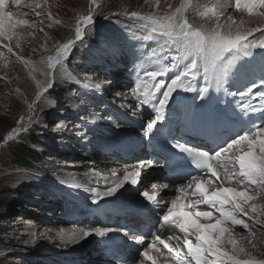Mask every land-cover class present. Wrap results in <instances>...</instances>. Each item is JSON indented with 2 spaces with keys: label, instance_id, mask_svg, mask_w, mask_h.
Masks as SVG:
<instances>
[{
  "label": "rangeland",
  "instance_id": "obj_1",
  "mask_svg": "<svg viewBox=\"0 0 264 264\" xmlns=\"http://www.w3.org/2000/svg\"><path fill=\"white\" fill-rule=\"evenodd\" d=\"M22 1L23 0H20L19 4L26 10L14 8L7 12L12 14L13 24L21 29L28 28V23H16L17 21L20 22L21 18L26 16L24 14H32V19L40 18L41 23H38L37 26H34L33 29L31 28L30 30H36L35 33L39 35L42 42L38 44V47L33 46L30 49L24 48L21 36L18 34L15 35L12 31L7 33L4 37H10L9 40L11 42L14 41V38L18 41L14 48L11 47L12 50L9 45H6L11 51L0 56V65L6 66L3 67V69L0 67V90H3L1 94V99L3 101H0V264H34L40 260L44 261V259H48L52 264H58L56 262L58 259H62L66 257L67 254H72L73 251L80 248L69 247V249H62L61 246H54L53 242L44 240L46 239L44 232L47 230L48 225L51 227L59 226L60 224H56L55 222L59 218H62L60 211L62 208L55 207L56 204L52 203L60 200L63 202L61 203L62 205H67L66 209L75 210V208H77V204L75 203L77 199H75L73 203H70L68 201L70 200L68 196L71 195V193L68 190H64V194L61 191L62 193H57V195H55L53 191L46 192V190L45 192L47 194L50 193L49 195L52 196V198L57 197V200H53L52 202L50 196L47 197V200H43L39 198L42 192H37V189L34 188L35 186L36 188H40L41 186L44 187L46 184L43 185L42 183L50 181L53 184L63 183L65 186L67 185L66 187L70 188L71 191H74V188L77 187V184L74 186L75 183L84 182V179L81 177L84 173L78 172L79 170L81 171V167L79 168V166L83 161L88 163L93 162V159L90 158L91 154L95 149H99V147L95 146L94 150L90 148L89 149L92 151L88 150L85 143H87V136L91 130L85 123H88V118L93 120L98 118L99 115H96L95 109H99V107H103L106 110L114 109V107L111 106V102L106 100L109 98V100L112 101L114 98L110 97L113 93L110 92V87L107 89L109 92H105L104 88H101V90L104 91L103 93H99L97 90L93 91L91 88L97 87L96 83L99 84L101 81L95 74L97 73L96 70L102 67V63L93 65V60L98 59L93 56L99 55L98 47L95 48L94 45L99 44V47H104L100 35H105L108 30L113 29V31H117L112 35L107 34L108 36H118L124 40H126L125 33L130 31V33L134 34L131 35L134 40L135 48L133 54L136 55V49H141V47L148 49L149 52L148 54L146 53L145 57L143 54L139 57V59L144 58L143 60L145 62L140 68L141 73L155 70H167L166 73L172 72L171 69L175 68L176 65L183 66V64L186 63V60L181 59L183 53L177 49L168 38L160 35L159 32L153 33L151 28L143 27L146 21L133 18L131 14L132 12H136L137 16L163 18L169 15L176 7H179L184 0H94V2L93 0H25L28 6L22 5ZM220 2L224 3L226 6L229 4L231 8H228L226 11L223 9L224 12L222 11L219 16L206 13V10L203 8L193 10L192 7H189L186 13L189 24L202 26L205 30L215 29L217 24H219L221 26V32L225 34L229 26H231L233 33H235L237 27L241 29H261V31H255L252 35L248 36L244 43H256L255 38L257 39L259 35H264V8L257 5V7L253 9V12L249 13L243 6L240 8L236 7L235 0H220ZM192 3L214 6L216 0H192ZM35 9H37L39 14L34 12ZM89 14L92 15L93 18V23L91 25L85 23V16ZM44 16H46L45 22L42 20ZM229 17H231V19H229ZM23 21L26 22V20ZM57 21H59V23ZM228 22H230V25L227 26ZM77 27L83 30L82 38L79 40L76 39L75 35ZM69 42H73L70 48V52L73 49V67L69 65L71 61L68 62L69 66L66 65L69 59L68 55L63 58H58V63H53L50 57L56 58L57 52L63 44ZM105 50L110 56L114 53L113 50L106 48ZM23 51L27 52V55H24V53H22ZM12 52H14V54ZM250 53L251 54L248 56L242 54L226 57V63L231 75L228 76L226 83L222 86L225 88L223 91L224 95L233 98L235 95L229 94L233 93L230 87L232 83L250 79L247 74L248 71H250L248 69L253 65L252 59L256 62L255 66L262 67L264 65V49L260 48L256 51L250 49ZM100 58H102V56H100ZM112 61L115 62V60ZM9 65L11 67L10 71H12L9 73L10 75L5 72L6 70L4 71V69L9 68ZM109 67H111V65H109ZM109 67H107V78L104 80L105 84L108 85L114 80V75L118 73L115 72V74H113ZM93 68L98 69L95 70ZM117 69H119V67ZM117 69L113 68V72ZM202 69L203 65L201 63L200 79H202L201 75H203ZM255 69L258 70V68ZM69 70L72 71V74ZM176 71H178L177 67ZM20 72H24L25 76L17 78ZM37 74L42 75V77L38 78L39 80L36 79ZM252 76L257 82L249 86V88L254 90L258 84H264V78H262L260 73L253 72ZM164 78L165 77H162L161 79L164 81ZM76 79H79L81 82ZM26 80L29 81L28 86L32 94H30L27 89H22L18 84L19 82L21 84L25 83L26 85ZM104 81L101 84H103ZM187 82L190 81H186V83ZM136 83L137 82H135V85ZM241 84L243 88L245 85L244 83ZM2 85L5 86L4 89ZM53 85H55V88L52 92L48 93V90ZM236 85L240 87V84L237 83ZM26 86L24 87L26 88ZM196 87H198V84L193 88ZM242 88H238L236 91L239 97L241 93L243 95L247 94V90L249 89L247 88L244 91L241 90ZM58 91L61 92V95H58L59 100L57 101L56 95L54 94ZM178 92L181 93L184 91L179 90ZM260 92L262 91L257 92L255 97H258ZM88 94L93 98L89 99ZM95 94L100 95V98L95 96ZM114 102L116 103V101ZM114 102L112 101L116 106ZM127 102L128 101H125L123 97H119V105H127ZM255 104L259 107L261 104H264V102L260 100V102H255ZM131 105L134 106V111L137 112L139 107L133 104ZM254 109H256V107H254ZM127 115V119L131 120V125H139V121L135 120V115L129 116V113H127ZM108 116L101 119L106 120ZM260 118H262V116H259V119ZM136 119L139 120L140 118ZM13 129H16V131H13ZM116 129L119 131L118 135L120 136H122L126 130L124 126ZM10 132L12 133L11 137L8 135ZM140 134L142 133L136 131L133 136L137 139H141L142 137ZM30 136L31 138H38L43 143L44 149L42 151L46 150V152H42L41 149H36L38 153H40L41 159L36 165V169H31L32 171L28 168V170H25L20 166H14L13 161H11L12 153H17L16 149L20 150L23 147L26 150H31L28 148L26 142L27 138ZM123 137L124 136H122L121 139H123ZM93 138L94 140H98L103 138V136L97 135L93 136ZM106 140L111 141V138L108 137ZM83 152L89 154V157L85 158ZM53 158H55V160H53ZM14 173H19L23 176L22 179L27 181L28 186L23 185L20 187L21 190L17 188L19 184H21V180H18L20 179L19 176H17L18 179L15 178L17 179L15 181L8 180L2 183L1 179L3 177ZM233 175L234 173H232V176L228 179L234 180ZM31 181L34 182L33 186H31ZM211 183L219 187L221 186V179H217L216 182L213 181ZM211 186V184L207 183V188ZM241 186L244 185L241 183ZM250 190L248 189V193L251 192L248 195L263 191ZM83 193L86 194V192ZM64 196L67 200L63 199ZM118 196V194H114L113 197H108V199L105 200L106 202L104 201L105 207H107L108 202L117 203L119 198L121 199V195ZM89 197V201L92 200L91 202H93L95 194L89 195ZM253 197V200L257 199L256 196ZM137 199V201H140V195ZM249 201H252V199ZM245 204L249 205L248 201ZM94 205L98 207V204L94 203ZM254 206L257 209L256 212L251 211L252 207L247 208L249 218L244 219V222L247 224H254L253 227H255V229L264 230V216L261 211L264 210V202H258ZM232 207H234L233 204ZM36 210H39L40 213H36ZM209 210H211L209 212L212 213L211 217L220 214L217 210ZM238 212L241 213V215H245L243 212ZM57 213L58 215H56ZM98 215L100 219L103 218L100 212ZM82 218L86 219L85 217ZM99 218L98 220H100ZM257 220H259L260 223H256ZM35 226L37 229H35ZM40 226L43 228L42 230ZM94 227L96 228L97 224L91 226L88 231H90V229H95ZM250 229L252 231V227H250ZM82 233L83 231L81 230V234ZM228 245V249H232V244L229 243L226 246L222 244L223 250L229 251L227 249ZM236 247L238 249L241 248L237 243ZM258 252L259 254L255 259L251 258L252 256L246 251H244L239 258L241 260H248L246 259V254H248L250 256L249 259H254L257 264H259L260 261H264V251L260 250ZM52 253L58 254L55 255Z\"/></svg>",
  "mask_w": 264,
  "mask_h": 264
},
{
  "label": "snow or ice",
  "instance_id": "obj_2",
  "mask_svg": "<svg viewBox=\"0 0 264 264\" xmlns=\"http://www.w3.org/2000/svg\"><path fill=\"white\" fill-rule=\"evenodd\" d=\"M17 3H19V0H17ZM257 5L264 8V0H235L236 7L240 8L243 6L249 13H252ZM225 6L220 0H216L214 6H209L208 4L200 5L199 3L193 4L192 0H184L179 7H176L169 15L163 18L137 16L136 12H132L133 18L146 21L143 27L151 28L153 33L159 32L160 35L168 38L183 53L181 59L186 60L183 66L176 65L178 71L170 79V83L165 84L163 80L157 79L165 75L167 70L147 71L144 74L143 80L138 79L135 90L142 97L139 102L145 105L150 104L155 112L154 119H151L145 127L146 134L151 135L156 126L165 119L169 101L177 90L198 92L199 98L204 100L209 95L210 90L219 92L224 83H226L228 76L231 75L226 63V57L240 54L248 56L251 54L250 49H264V38L259 39L258 43H244L248 36L252 35L255 31H261V29H241L237 27L235 33H233L231 26H229L225 34L221 32L219 24H217L215 29L205 30L202 26L189 24L186 18L189 7H192L193 10L203 8L206 10V13L219 16ZM4 9L5 0H0V37L6 35V28L11 29L14 26L12 14ZM57 22L59 23V21ZM16 23L19 22L17 21ZM85 23L89 25L93 23L92 15L85 16ZM82 31L80 27H77L75 33L77 40L82 38ZM72 43L63 44L57 52L56 58L50 57L53 63H58V58L69 55ZM201 63L203 65V85L193 88L191 82L186 83V81L196 80L200 76ZM247 92L251 93L252 88H249ZM229 94L236 95V93ZM241 95L243 94L241 93ZM259 99L264 101V92L259 93ZM240 110L241 112L255 111L264 113V104H261L256 109L251 108L249 104H244ZM13 131H16V129H13ZM8 135L11 137L12 133L10 132ZM240 146L243 147L241 148ZM180 147L184 151H194L198 156L199 166L213 176H216L217 179H219V175L213 167L214 161L219 160L222 155L228 153L234 147L239 148L242 154L235 157L238 168L234 167L231 170L226 168V173L231 171L239 182L244 183L246 186L255 185L257 188L264 190V120L259 124H253L249 130H245L230 138L226 142V146L222 145L214 151V155L212 154L213 152L190 149L187 145H180ZM113 176L115 177L116 174L113 173ZM139 177L140 173L138 171L132 173L126 172L122 179L116 178L115 182L103 193V196H113L124 187L125 182L137 185ZM193 184L195 185V194L201 198L196 203H203L216 208L222 218L218 219L215 224H200L198 218L211 217L212 213L198 211L193 215L181 210L189 207V205H179L176 202H172L171 206L167 207L159 228L170 233L166 237L167 240H171L176 236V230H179L183 234V242L187 248V252L183 255L179 251L175 253L178 264H257L254 259H239L244 249H238L235 240L227 241L232 244L230 252L222 248V244L225 242L223 239L224 234L229 231L224 226L225 224L231 222L235 225L243 224L245 228L248 227L247 223L235 215V212L240 211L247 215L248 212L242 205L254 197L249 196L246 191L237 192L230 188L209 193L205 190L204 182L198 175L189 180L188 187H191ZM152 187H155V185H152ZM163 187L167 188L168 185L165 184ZM180 191L183 193L184 188L181 187ZM94 192L93 203H97V198L101 194L96 190ZM142 194L149 201L158 203L155 196H149L147 192H143ZM228 203L234 205L233 209H226L225 205ZM256 210V207L252 206L251 211L256 212ZM261 211L264 214V210ZM256 223H260V221L257 220ZM109 231L112 230L95 228L83 232L82 235L91 236L94 232L97 236L105 237ZM192 235H195L197 241L195 244L190 238ZM176 239L179 240L180 237L176 236ZM156 240L164 244L169 251H173L166 241L161 240L160 236L157 235ZM143 255L147 259L152 260V264H156L155 259L149 256L148 252L145 251ZM259 264H264V261H260Z\"/></svg>",
  "mask_w": 264,
  "mask_h": 264
},
{
  "label": "bare ground",
  "instance_id": "obj_3",
  "mask_svg": "<svg viewBox=\"0 0 264 264\" xmlns=\"http://www.w3.org/2000/svg\"><path fill=\"white\" fill-rule=\"evenodd\" d=\"M37 3H39V2H37ZM27 4L28 3H26L25 0L22 1V5H27ZM14 8H22L23 10H26L23 6H20V4L17 3V0H5V9H4L5 11H9L10 9H14ZM228 8H231V6L229 4L226 7H224V9H225L224 11H226ZM21 12H22V10H21ZM35 13L39 14L37 12V9L35 10ZM24 15H26V16L21 18L19 24L25 23V21H23V20H26V23H28L29 30H28V28L27 29H21L19 27L17 28V26L14 25L11 29L6 28V34L13 31V33L15 35L18 34L19 36H21V39L23 40L24 48L30 49L33 46L38 47V44H40L42 42L41 38L39 37L38 34L35 33L36 30L31 31L30 29L31 28L33 29L34 26H37L38 23H41V19L40 18L39 19H36V18L32 19L33 18V16H31L32 14L31 15L24 14ZM39 16H41V15H39ZM45 17L46 16H44V18L42 19L44 22H45ZM228 25H230V22L227 23V26ZM115 30H117V29H115ZM116 32L113 31V29H112V30H108L107 33H105V35H100L102 37L100 39H103V37H105V39L102 41H104V44L107 46L106 49L113 50L114 53L110 56L108 54V52L105 50V48L104 49L99 48L98 49L99 55L93 56L94 58H98V59L93 60L94 61L93 65L102 63V67L100 69L96 68L100 71L93 68L97 72L95 74V76L98 77V79H101V81L99 82V84L101 86L99 87V84L96 83L97 87H92V89H93V91L97 90V91H99V93L100 92L103 93L104 91L109 92V91H107V89H109V87H110L111 88L110 92L111 93L113 92L110 97L114 98L112 101L113 102L116 101V103L115 102L114 103L116 104L117 107L108 98L106 100L108 102H111V106L114 107V109L112 108L110 110H106L103 107H99V109H95L96 115H99L98 118L95 120L88 118L89 119L88 123H85L89 127V129L91 130L89 135L87 136V138H88L87 143H85L86 146L88 147V150L92 151L90 149L94 150L95 146L99 147V149H95L94 152L91 154L90 158L93 159V162L88 163V162L83 161L85 163L82 162L81 165L79 166V168L81 167V171L79 170L78 172L84 173L81 176L84 179V182H77V183L74 182L75 183L74 186L76 184H77V186L82 185V186H80V188L82 189V191L86 192V196L82 195L81 193H76L73 190L71 191V189L67 188L66 187L67 185L65 186L63 183L53 184L52 182L48 181V182L42 183L43 185L46 184L44 187L40 185L41 186L40 188H36V186L34 188V189H37L36 190L37 192H42L39 198H41L43 200H47V197L50 196L49 195L50 193L49 194L46 193L48 191H53V193H55V195H57V193H62L64 190H68L71 193V195L68 194L69 195L68 198L70 199L68 201L70 203H73L75 201V199H77L75 201V203L77 204V208H75V210H71V209H66L67 205H65V206L62 205L61 203H63V202L60 200L53 202V200H57V197H55L56 198L55 199V198H52V196H50V198L52 199V202H53L52 204H56L55 207L62 208L60 210L62 218H59L55 222L56 224H60L59 226L51 227L48 225L47 230L44 232V235L46 236V239H44V240H49V242L54 243V246L55 245H57L59 247L61 246L62 249L63 248L69 249V247H72L73 245L77 244L78 242H80L79 243L80 245H83L82 242H84V245H85L83 247V249L81 251H79L80 253L74 251L75 252L74 254L73 253L67 254V256H66L67 258L64 257L62 259L61 258L58 259L56 261L58 264H82V263H85V264H105V262H104L105 260H103V258H99L100 257L99 254L103 255L102 254L103 248H101L102 242L100 241L96 245L93 244L99 240L100 236L86 237V236H83L81 234V230L83 232L88 231L89 228H91V226H93V225H95V223H97L95 218L97 219V213H98L97 208L98 207H96L94 205V203L91 202L92 200L89 201L90 197H89V194L87 193V191H91L93 193L94 190H96L100 194H103L115 182L117 177H119L120 179L123 178V176L126 173V171H123L124 168H127V171L130 172L133 170V168H131V167H135V164H138L142 160L148 159V158H143L142 160H139V157H137V156H142V155H137L136 151H133L134 152L133 157H125L126 155L130 154L129 153L130 150H134V149L138 148L140 146V144L142 143V141H143V135L142 134H143V131L145 129L143 121L146 122V121H149L151 119L152 114L149 112H152V111H148V113H144V115L142 117L143 120L140 118L142 116L141 112H140V114H136V113H139V109L141 107V103L139 101L141 99L135 90L136 89L135 86H134V88L130 87V89H133V90H131V94H130V91H128L129 94L128 93H122V95H119L120 93L116 92L117 88L129 87L131 85V82L133 83V80H131V77H136L139 80H143L144 74H145V73H141V70H140V68L145 64L144 60H142L134 69H131L130 61L134 57H136V55L133 54V50L135 48H134V40H133V37L131 36L134 34L130 33V31L126 32L125 33L126 40L121 39L118 36H108L107 35V34L112 35L113 33H116ZM261 38H264V35L263 36L259 35V37L257 39L255 38L256 43H258L259 39H261ZM127 39H128V41H127ZM17 41L18 40H16V38H14V41L11 42V47H14ZM11 47H10V49L12 50ZM258 49H260V48H254L252 50L256 51ZM5 50H6L5 48L0 46V56L2 54L4 55L5 53L11 51V50H9V48H8V51L6 50V52H5ZM141 51H142L144 57H145L146 53L147 54L149 53L148 49H144L143 47H141ZM22 53H24V55H27V52L23 51ZM240 55H242V54H240ZM100 56H102V58H100ZM112 60H115L116 63ZM105 63H107V64H105ZM136 63H137V61H136ZM252 63H253V65L248 69L250 71H248V74H247V76L250 79H246V80L244 79L245 81L244 80L237 81V83L240 84V87H238L236 85L237 84L236 82L232 83V85L230 87H231V90L233 93H236L238 88H242L241 83H244V85H245L241 90L245 91V89L249 88V86H251L257 82V80L252 76L253 72L264 73V65L262 67L255 66L256 62L253 59H252ZM109 65H111V67H109ZM0 67H1V69H3V67H6V66L0 65ZM8 67L9 68L4 69V71L6 70L5 72L9 74L12 71H10L11 70L10 65ZM107 67L111 68L110 70L113 74H115V72H118L117 74L114 75V82H111V84H113V85L105 84L104 80L107 78V72H108ZM118 67H119V69H117ZM113 68H116L117 70L113 72ZM121 68H123V69H121ZM255 68H258V70ZM172 69H171L172 72L166 73L165 75L160 76L157 79L162 80L161 78L165 77L164 78L165 84L170 83V79L175 75L176 67L172 68ZM1 71H3V70H1ZM155 71H161V70H155ZM20 76H22V77L25 76V73L20 72L19 76H17V78H19ZM39 77H42V75L37 74L36 79H38ZM201 78H202V75H201ZM123 79H125V80H123ZM103 81H104V83L101 84ZM28 82L29 81L26 80L27 86L25 85V83L21 84L18 82V84L22 89H27V91L30 94H32L30 92ZM190 82L192 84V87H195V86H197V84L202 85L203 79H200L198 77L196 80H191ZM247 84H249V85H247ZM23 85L26 86V88ZM2 86L4 89L5 86L4 85H2ZM101 88H104V91L101 90ZM262 88H264V84H258L256 86V89H254V91H252L251 93L247 92V94H244L240 97H239L238 93H236L234 98H238V99L244 98V99H250L252 101V97L255 96L256 91L259 89L262 90ZM177 91H179V90H177ZM2 93H3V90H0V101L2 100L1 99ZM157 95H159V94L157 93ZM95 96L100 98V95L95 94ZM120 96L121 97L124 96L123 98L125 99V101H128L127 105H119V97ZM213 96H216V92H214V91L212 92V97ZM88 98L92 99L93 97L90 94H88ZM176 98H178L177 92H175L173 94V96L171 97L169 104L167 106V113L165 116V119H170L172 121V123L177 121L180 118V116L185 120L186 116H187L186 115V109H188L190 107V103L195 104V101L192 99H189L186 101H182V100L176 101ZM258 98L259 97H256L255 101L254 100L252 101V104L255 103L256 101H258ZM207 101H209V98H207ZM131 104H133V105L135 104L136 106L139 107L137 112L134 111V106H132ZM148 108L150 110L152 109L150 104H148ZM194 109H195V106H193L192 110L194 111ZM144 110H145V108H144ZM127 113H129V116L135 115V120L139 121V125H131V120L127 119L128 117H126V116H128ZM242 113H244L248 117V119H250V120H253L254 116L256 115V113H251L249 111L242 112ZM258 114L264 115V113H258ZM106 116H108V118H106V120L101 119L103 117L105 118ZM136 118H140V119L138 120ZM260 122L261 121H255L254 124H259ZM91 123H93L95 125H92ZM121 126H124V128H126L125 132L122 134V136H124L123 139H121L122 136L118 135L119 131H117V129H116V128L119 129V127H121ZM186 126H187V122H185L183 130H187ZM136 131L139 133H142V134H140V136L142 137L141 139H137L135 136H133L134 132H136ZM97 135H101V136H103V138L98 139V140H94L93 136H97ZM108 137L111 138V141L106 140ZM240 147L242 148L243 146H240ZM125 151H127V152H125ZM48 152H49V150H48ZM240 154H242V153L240 152L239 148L232 151L231 155L228 156V158H226V161L233 160L234 162H231V161L227 162L229 164L227 166V169L231 170L234 167L238 168L237 164L235 163L236 162L235 157H237ZM84 156H85V158H88L89 154L84 153ZM103 158H104V160H103ZM50 159H52V158H50ZM53 160H55V158H53ZM71 166H74V165H71ZM77 167H78V165H77ZM61 172H64V171H61ZM113 173L116 174L115 177L113 176ZM228 174H230V175H228ZM228 174H224L225 178H221V186H219V187L216 186L218 189L223 188V187L224 188H230V189L233 188L237 192H239L238 190H240V191H246L247 193H248V189L249 190L251 189L250 191L261 190V189L257 188L255 185L246 186L244 183H242L244 186H241V182H239V180L237 179L235 174L233 176L234 180L228 179L230 176H232V172L229 171ZM17 176H19L20 179H18ZM161 176H162V172H158L155 174L148 173L146 178L143 181H141L140 183H138L137 185H132L130 183L127 184V182H125L124 187L121 188L122 192L118 191V193H115V194L121 195V198H125L124 200L137 201V197H139V195L141 196L145 190H147L146 192L148 193V195L150 194L148 192V189L152 185H158L156 188H153V190H155V191L160 190V187L163 186L161 184L162 182L160 180ZM15 178H17L18 180H21V184H19V186L17 187L20 190H21L20 187L28 184L27 181L22 179L23 176H21L19 173L7 175V176L3 177L1 179V181H2V183H5L8 180L15 181V180H17ZM148 179L150 182L148 181ZM31 183H32L31 186H33L34 182L31 181ZM88 184H90V185H88ZM57 187H61V188H57ZM78 188H76V189H78ZM185 190H187V189L184 188V191L182 193L184 197L187 193V191H185ZM189 191H191V189H189ZM189 191H188V193H190ZM263 191L260 193H254V194L249 195L251 197L256 196L257 199L256 200L252 199V201L248 200L249 205H246L245 203L242 205L246 211H248L247 208L256 205L258 202H260V203L264 202ZM249 193H251V192H249ZM63 194H64V192H63ZM163 197L168 198V199H172V200H174V202L179 204V200H177V198H180V193L176 189V186H172V184L168 183L167 189H165L163 192ZM142 198L145 199V197H142ZM63 199L67 200V198L65 196L63 197ZM196 199H199V198L197 197ZM225 207H226V209H229V210L233 209L232 203H228L227 206H225ZM31 209H34V208H31ZM198 209L200 211H206V212L211 211L209 209H213L214 211L216 210V208L210 207L209 205H206V204H202ZM36 213H40L39 210H36ZM56 215H58V213ZM216 215L214 217H201V219H198V222L200 224H215L218 219L222 218L221 214H216ZM235 215L238 218H240L242 221H244V219L249 218L248 214L247 215H241V213H239L238 211L235 212ZM263 216H264V214H263ZM82 217H85L86 219H83ZM105 217L106 216H104L101 219L102 223H104L103 221H104ZM105 223H107V222H105ZM45 224H47V223H45ZM247 225H248V227L245 228L243 226V224L235 225V224H232L231 222L225 224L224 226L226 228H228L229 231L224 234L223 239L225 242L223 244H225V246H226L227 244H229L227 241L235 240L236 243L242 249H244V251H246L248 254H250L252 256L251 258L255 259L257 257V255L259 254L258 251H260V250L264 251V230L263 229H257V228L255 229V227H253L254 224L252 225V224L248 223ZM250 227H252V231H251ZM40 228H41V226H40ZM35 229H37L36 226H35ZM42 229L43 228H41V230ZM176 231H179V230H176ZM169 234L170 233H167L164 230L158 236H160V238H162V237L166 238ZM173 238H176V236H174ZM190 238L192 239L194 244L197 242L194 237L191 236ZM100 239L108 240V241L111 240V239L105 238V237H102V238L100 237ZM81 240H82V242H81ZM76 241H78V242H76ZM167 241L169 242V240H167ZM172 248L176 249L177 251L183 252L184 254L186 253L184 246L181 243H179L178 245H173ZM228 248H229V245L227 246V249ZM228 250H229V252L231 251V249H228ZM164 253L167 254V251L165 250ZM52 254L56 255L58 253H52ZM248 254H246V259H249V257H250ZM40 261H37L34 264H52V263H50L51 261L49 262L48 259H44V261H41V262ZM127 261H129V260H127ZM127 261L122 260V261H120L118 263L116 262L114 264H127L126 263ZM131 263L132 264H138V262H133V261H131ZM106 264H113V263L106 262Z\"/></svg>",
  "mask_w": 264,
  "mask_h": 264
},
{
  "label": "trees",
  "instance_id": "obj_4",
  "mask_svg": "<svg viewBox=\"0 0 264 264\" xmlns=\"http://www.w3.org/2000/svg\"><path fill=\"white\" fill-rule=\"evenodd\" d=\"M72 55L70 56V60L68 62L71 61V63L69 65L72 66ZM75 67V66H74ZM55 88V86H53L50 90L49 93L53 91V89ZM65 90V89H64ZM63 92V91H62ZM54 95H56V99L57 101L59 100V96L61 95V92H57ZM27 146L28 148H30L31 150H26L25 148H21L16 149L17 153L13 152L11 155V161H13V165L14 166H20V167H25L28 169H36V165L38 164V162L41 159L40 153H38V151L36 149H34L35 146H43V143L38 139V138H31L28 137L27 138ZM32 171V170H31Z\"/></svg>",
  "mask_w": 264,
  "mask_h": 264
},
{
  "label": "clouds",
  "instance_id": "obj_5",
  "mask_svg": "<svg viewBox=\"0 0 264 264\" xmlns=\"http://www.w3.org/2000/svg\"><path fill=\"white\" fill-rule=\"evenodd\" d=\"M13 48H14V47H13ZM41 146H42V145H41ZM36 147H37V146H35L34 149H36ZM42 147H43V146H42ZM37 150H39V149H37ZM21 168H23V169H25V170H28V169L25 168V167H21ZM239 259H240V258H239Z\"/></svg>",
  "mask_w": 264,
  "mask_h": 264
}]
</instances>
